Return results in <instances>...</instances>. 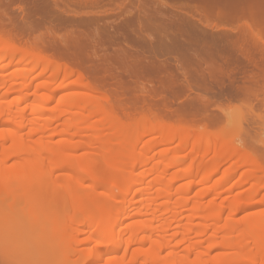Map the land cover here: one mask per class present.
<instances>
[{
  "label": "bare ground",
  "instance_id": "bare-ground-1",
  "mask_svg": "<svg viewBox=\"0 0 264 264\" xmlns=\"http://www.w3.org/2000/svg\"><path fill=\"white\" fill-rule=\"evenodd\" d=\"M184 1L192 2L186 4L188 10L172 9L165 24L178 51L202 80L226 83L222 90L227 92L220 90L219 98L242 100L264 122V0ZM143 17L154 27V9ZM204 17L234 26L220 30ZM8 35L0 29V229L4 225L11 232L17 229L12 226L23 224L24 184L38 189L37 207L72 201V210L55 219L56 231L44 233L52 238L48 253L54 256L73 251L60 239L76 225V243L102 247L91 256L92 264H100L99 258L110 251L115 255L105 264H264V211L237 218L244 204L264 191V158L256 146L235 144L244 132L236 116L237 111L243 114L241 107L231 110L236 111L229 118L232 134L221 127L169 123L160 110L149 108L123 120L113 115L108 94L98 95L80 67L19 47ZM155 64L159 70L167 68ZM224 102L216 105L224 109ZM87 147L96 150L79 153ZM63 167L75 172V183L56 174ZM237 173V183L249 184L248 192L224 196L233 191L229 183ZM87 179L92 183L85 187ZM101 188L110 190L108 198L98 197ZM263 196L259 200L264 204ZM29 217L28 224L47 221L42 209ZM126 220L132 221L122 228ZM34 225L26 237L28 247L23 244L26 249L7 244L14 257L32 244L43 246L45 235L36 233ZM217 249L224 251L211 256ZM39 257L32 264L58 263ZM3 262L14 264L7 258Z\"/></svg>",
  "mask_w": 264,
  "mask_h": 264
},
{
  "label": "rangeland",
  "instance_id": "rangeland-1",
  "mask_svg": "<svg viewBox=\"0 0 264 264\" xmlns=\"http://www.w3.org/2000/svg\"><path fill=\"white\" fill-rule=\"evenodd\" d=\"M188 3L192 4V2L184 0H0V29L5 30V34H9L8 36L12 40L14 39L13 41L19 47L40 51L61 62L71 63L80 67L84 71L85 76L87 75L86 77L98 87V95L100 93L108 94L110 97L108 106L111 108L113 115L123 120L131 119L134 114L143 112V110L146 111L149 108L158 112L160 110L162 118L164 120L169 118L166 121L169 123H183L193 126L205 125L212 128L221 127L220 129L229 134L231 132L234 133L233 127H229V118L236 113V111L231 113V110L234 107H241L243 114L240 115V112L237 111L239 114L236 113V116L238 115V118L241 117L238 123H241L240 126L244 132L242 139H236L235 144L238 146L246 144L248 147L256 146L258 154L264 158V122L256 119L254 113L252 114L253 111L251 110V112L249 107L246 108L247 104L243 102L242 106L241 99V102L237 101V99H235L236 101L233 100L234 102L229 101L225 99L223 94L221 96L224 99L219 98V92L225 89L226 83L221 86L220 82L207 77L209 80L208 82L205 80V82L202 77L193 73L185 55L183 57L180 54L178 51L179 46L174 44L172 40L169 27L165 25L170 23L169 14L172 9L187 11L186 4ZM152 9L155 10L157 19L154 27H148L143 15L145 12H152ZM203 21L220 30L225 28L230 30L234 26L232 23L218 21L213 17L208 20L204 17ZM155 62L164 63L167 68L159 70ZM199 84L202 86L200 87ZM97 87L93 88V92L96 94ZM222 87L224 88L223 90ZM79 90L83 91V89ZM223 92L226 94L227 90ZM206 101H210L209 104ZM219 101H225L224 106H229L232 102L234 104L232 106L230 104L232 108L230 106L227 108L221 103L224 108L221 109L216 105L219 104ZM257 101L260 102V100ZM259 102L258 104H260ZM257 105L254 106V112L258 111L256 110ZM171 116L172 119L170 118ZM143 122L137 123V125H142L140 127L141 130L145 123ZM137 129H139V126H137ZM137 129L134 132H138L139 130L137 131ZM235 132L237 131L235 130ZM143 145L144 142H142L140 147ZM95 150L94 147H87L81 149L79 153L93 152ZM230 165L228 163L226 166ZM57 171L56 174H60L63 179L75 183L76 176L74 171L64 167L63 169H57ZM235 177L229 183V187H232L233 191L224 193V196H241L242 191H245V189H247L245 192H248L249 184L239 185L237 183L239 174L238 176L235 175ZM91 183L90 179L84 181L85 187H88ZM28 187V185H22V193H24L25 204L27 205L23 210L20 208V210L25 211V214L22 213V216L26 217L22 219L23 224L12 226L13 228L17 227V229L10 228L11 232L5 231L4 225L0 229V232L3 229L2 234L5 235H2V238H4L2 239L3 242L1 243L0 241L1 245L5 243L0 250V259L3 261L5 258L7 260L12 259L14 264H32L35 256H40L39 260L43 256L45 259L48 257L49 260L56 258L57 264H60V262L61 264L64 262L66 264L67 262L71 263L70 260L77 264H92L91 256L98 250L101 251L102 247L96 243L85 244L84 242L81 244V241L80 244L76 243V225L68 227L66 229L68 232H63V239H60L62 233L55 238L57 242H59L58 238L60 242L64 240L65 246L72 247L73 251L71 253H66L67 251L65 253L61 252L59 256H54L55 254L51 252L48 253L50 245L51 249L53 248V241L49 236L47 239L44 233L48 232L49 234L52 229L55 232L58 227L57 222H54L55 219L58 220L60 217L66 216L72 210L73 204L70 199H65L56 207H37L38 194L36 190L38 189ZM106 191V189L101 188L98 191V197L105 199L109 195L110 190ZM115 191L118 192V190ZM44 192L46 193L47 190L45 189ZM263 195L264 191L255 198L256 201L252 198L253 200L251 199L250 203L254 202L253 205L248 202L253 207L245 203L248 199H244L243 204L245 203V207L237 215V218L238 216L241 218L254 212L257 213V211H264V204L261 202ZM260 197L261 199L259 200ZM257 200H259V203ZM39 209L44 211L47 221L43 223L41 221L40 223L38 220L28 224L31 218L29 213L39 212ZM132 210L131 213L135 211ZM18 213L20 214L19 210ZM132 220H126L121 227L123 228L128 221ZM5 224L7 225V223ZM32 224H35L33 226L34 229L37 228L35 229L36 233L41 231L42 233H39V235H45L42 242L45 243L46 248H44V243L42 246L39 242L38 245L36 243L32 244L34 245L33 250H30L32 245L28 251L25 250L26 247L23 244L26 243L27 246L28 240H26V237ZM19 226L22 227L19 228ZM44 230L45 232H43ZM19 232L20 234L22 232V234L19 235ZM8 235L10 237L6 240ZM84 237V235H80L78 238L83 239ZM124 241H126V238H124ZM7 244L10 247H16V245L19 247L18 244H22L21 246H24L25 249L14 257L11 248H8ZM147 246L149 245L147 244ZM133 247H139V245L135 244ZM38 248L40 250L38 251L39 253L36 252ZM180 248L179 250H182L184 245ZM69 250L71 248L68 249V252H70ZM221 251H224V249H217L211 256ZM114 255V251L106 252L102 255V260L99 258L100 261L98 262L105 264ZM1 264L8 263L3 262Z\"/></svg>",
  "mask_w": 264,
  "mask_h": 264
}]
</instances>
